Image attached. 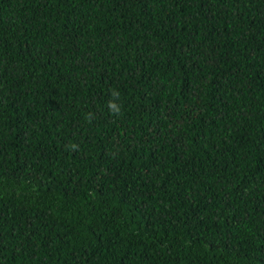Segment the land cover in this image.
I'll list each match as a JSON object with an SVG mask.
<instances>
[{
	"label": "trees",
	"instance_id": "obj_1",
	"mask_svg": "<svg viewBox=\"0 0 264 264\" xmlns=\"http://www.w3.org/2000/svg\"><path fill=\"white\" fill-rule=\"evenodd\" d=\"M0 264H264V0H0Z\"/></svg>",
	"mask_w": 264,
	"mask_h": 264
},
{
	"label": "clouds",
	"instance_id": "obj_2",
	"mask_svg": "<svg viewBox=\"0 0 264 264\" xmlns=\"http://www.w3.org/2000/svg\"><path fill=\"white\" fill-rule=\"evenodd\" d=\"M112 96L115 99L108 101V105H107L108 110L112 115L119 116V115H121V111H122L121 106L118 105V103L116 102L119 98V94H118V92L113 91ZM91 118H92L91 114H88V116H86V119H89V121H91ZM76 147H77L76 145H72L73 149H75Z\"/></svg>",
	"mask_w": 264,
	"mask_h": 264
}]
</instances>
